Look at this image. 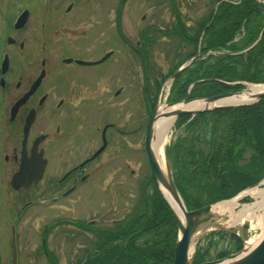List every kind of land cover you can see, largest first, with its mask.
Listing matches in <instances>:
<instances>
[{
    "label": "flooded vegetation",
    "instance_id": "af4514ba",
    "mask_svg": "<svg viewBox=\"0 0 264 264\" xmlns=\"http://www.w3.org/2000/svg\"><path fill=\"white\" fill-rule=\"evenodd\" d=\"M147 1L148 11H144L139 15H135L137 14L136 10L131 11V13L137 18L136 20H138V23L143 25L139 30H135V35L132 36L128 35L123 28L125 12L130 0H119V3L117 4H110L108 0H91L88 1L87 4L71 1L69 3H57L54 7H50L49 9L54 11V20L52 23V27H54L53 34L61 37L59 54L55 60L48 59V57H40L38 51L34 52L33 50L28 49L27 39L25 36L23 37L18 45L23 51L26 49V55H28L26 61H28L29 66L27 68L24 67L21 74L18 75L19 78L15 83V90L18 91L22 89V93L13 101H11L12 99L9 97L13 92L12 75H15L16 67L10 59V67L8 71L2 74L0 69V79L4 78V85L1 86V90L2 93H5L4 113L0 114V150L2 158L7 166L6 181L10 180L11 182L13 174L19 169L22 154L29 155L36 138L43 136V139L38 144V150H43V155L46 158L47 163L40 183L45 180L44 176L51 164L49 153L53 152L56 154V158L58 157L61 160V162L58 160L59 173H57L52 181V186L53 188L55 187L57 193L55 199L71 196L75 197L79 190L84 196H86L85 199H89L93 195L92 192H90L92 189L83 190V186H90V179L95 175V166L99 170H107V153L113 146L114 137L118 140L116 151L119 152L121 149L122 151L124 149L121 140L125 137L126 133L134 134L141 131V124L138 125L137 128L131 129V131H126L116 125V123L107 122V120H105L106 122L103 123V125H101L102 122L100 124H95V128L99 132L100 137L99 139L93 138L92 121L94 122L96 117L93 116L94 108L92 109V107H95V105L99 106L103 101H106V98L108 97V94L112 92L113 87H109L108 83H106L107 79L103 85H90L86 80L72 78L74 76H69L66 68L75 64L78 66L101 68L111 59L117 64V66L119 64V66L122 65L121 67H124L125 58L127 57L128 63L126 64L135 68L138 72L143 70V74H145L146 77L147 71L149 72L150 69L155 71L157 69V66H155L152 59L155 57L154 50L156 34L159 31L164 33L162 37L163 40L169 37L167 36L168 34H171L170 36H178L183 41V49L179 52L177 51L176 54L178 55L182 51L186 52V54L182 57L183 59L181 58L183 61L178 60L180 62L177 63L178 65L175 67L176 69L184 63V61H190L198 55V58H196L192 64L170 84V94L174 93L173 96H177L180 94V91H182L183 84L190 80L187 87L188 95L184 98L191 99L201 96L200 94H196L194 97L191 95L192 89L196 85L203 82H211L212 80L222 81V79H219L214 75L205 76V69L214 68V65H216V62H219L221 56H234L232 51L237 52V49L243 48V43L250 40L252 34L259 28L258 22H256V25H252L250 20H244L236 29L234 38L232 39L237 40L234 44L236 49L231 51H221L218 47L216 48L209 44V40H215L218 36L215 32L219 29V26L217 25V16L220 4H218V2L221 0H207L208 2L213 1V6L211 9L207 10L204 8L206 0H199V4L201 5L199 13L200 18L195 23H190L187 20V7L185 6V3L194 0ZM240 1L235 3H239ZM164 12L167 13L164 14ZM165 22H172L171 27L167 28L160 25V23ZM109 27H115L117 29L123 46L127 47L131 53H126L125 49H121L118 46L114 47L112 44H106L108 38H105L106 30ZM179 27L182 31L179 30ZM22 29L23 28L15 30L18 31ZM201 35L203 38L202 43L199 45L190 42L191 40L199 39ZM88 36L97 37L86 47L80 43L73 44L72 42H69L70 39L71 41H77L81 38H87ZM66 43L70 47L69 52L66 50L67 46H64ZM11 44L15 46L16 40ZM189 44L192 47L189 46ZM103 45L105 46L104 48ZM45 47L46 45L43 46V48ZM84 54L87 56H83ZM134 55L139 56L141 59L139 58L140 60L133 62L135 60L133 58L135 57ZM68 58H72V61H68ZM77 60H83L89 62V64H82L77 62ZM130 61H132L134 65H131ZM172 67L166 73L167 75H172V72L176 70L175 68L172 69ZM42 71L45 72L42 82L31 94L29 99L23 103L13 115L12 106L19 98H21V96L32 88L33 83ZM51 73L52 75L56 74V78L59 75H62L64 79L62 83L57 80L56 84L52 86L53 89H47L44 84L51 76ZM115 78L118 80L120 79L118 77ZM241 79L245 80L244 78ZM72 80L75 81L76 84H71ZM162 84L163 78L161 79V84L159 86V93L162 90ZM119 93H122V90H118L116 94L113 90V95H118ZM101 95H105V97L102 99ZM8 104H10V107ZM88 105L91 106L90 109H87ZM32 110H35L36 117L31 124L27 137H25L24 128L26 119L29 112ZM151 114V112L147 113V120L148 118L150 120ZM195 117L196 115L192 117L190 116L182 126L184 128L182 131H185L182 135L184 147L185 149H191L195 142L198 145L196 147L198 152L201 151V148L210 149L211 153L209 160L211 161L216 151L215 144L212 143L211 139V136L213 135L212 130H192L190 128V123ZM148 123H145L146 125L143 127V129H145L144 136H146ZM197 135L206 136L201 137L200 139H194V136ZM105 140L106 146L104 147ZM52 147H54V151ZM102 147L104 148L101 152L93 157ZM239 148L244 149V158L245 156H250V151L246 150L244 145L241 144ZM213 150L214 153L211 157ZM59 166L62 168L59 169ZM120 168L122 167L116 166V171ZM131 172L133 173L134 170L131 169ZM252 185L253 184H247L230 196H223L216 201L231 198ZM35 186L37 185H31L29 188H22L18 191H27ZM184 191L188 204L193 206L194 203L195 205L196 203L194 199L197 196V192L189 191L186 188ZM246 199L248 198L244 197L242 200L245 201ZM76 200L79 201L77 198ZM192 200L194 201L192 202ZM202 201L206 202V204L207 202H216L211 201V197L207 194ZM27 204L29 203H25V205ZM192 208L197 207L193 206ZM133 212H135V210L127 213L122 219L115 220L111 225H108L109 223L107 220L104 223V221L101 220V217L100 219L93 218L85 220V217L77 219V217L74 216V219L71 220L73 231L70 233V243L71 245H78L79 241L77 240L84 236L86 241L79 245L87 246L83 249L85 251L83 255L79 258L76 257L75 260V248L73 247V256L71 259L74 261L70 259L71 263L69 264H78L80 259H82V264H84L87 261V258L90 257V254L98 250L99 245H107V230L119 225V223L123 222V220ZM44 234L45 236H43V242L41 245H43L44 252L48 257L49 253L53 251L49 250L46 230ZM87 238L89 241H87ZM10 245H12L11 242ZM53 253L57 257L58 264H60L59 257L55 252ZM33 264L37 263L34 262Z\"/></svg>",
    "mask_w": 264,
    "mask_h": 264
},
{
    "label": "rangeland",
    "instance_id": "374dc122",
    "mask_svg": "<svg viewBox=\"0 0 264 264\" xmlns=\"http://www.w3.org/2000/svg\"><path fill=\"white\" fill-rule=\"evenodd\" d=\"M71 1L87 4L91 0H0V65L3 61L4 53L8 52L10 59L16 67L15 75H12L13 92L9 97L12 99L11 101L21 95L22 89L16 91L15 83L24 67L27 68L29 66L28 61H26L28 56L26 55V49L23 51L18 44L25 36L28 49L34 52L38 51L40 57H48V59L55 60L59 54L61 37L53 34L54 11L49 8L54 7L57 3H69ZM108 2L110 4H117L119 0H108ZM199 3V0L185 3L187 7L186 17L190 23H195L200 18L201 5ZM212 3L213 1L208 2L206 0L204 4L205 10L211 9ZM26 8L30 12L29 21L27 19L25 26L22 27L23 29L17 31L14 28L15 20ZM132 10L137 11L135 15L148 11V1L130 0L128 3L123 28L130 36L135 35V30L143 27V25L138 23L134 14L131 13ZM160 25L170 28L172 22L160 23ZM9 35L16 38L15 46L8 43L7 37ZM163 35L164 33L159 31L156 34L155 57H153L152 61H154L157 69L155 71L153 69H150L149 72L147 71L146 77L143 74V70L138 72L135 68L126 64L128 63L127 57L125 58L124 67H121L122 65L119 66V64L117 66L111 59L101 68L78 66L76 64L66 68L69 76H74L72 78L86 80L90 85H103L107 79L106 83H108L110 88L113 87L112 89L115 94L118 90H122V93L118 95H113L112 90L108 94L106 101H103L99 106L95 105V107H92V109L94 108L93 116L96 117L94 122L92 121L93 138L99 139L100 137L95 124L102 122L101 125H103L106 122L105 120L116 123V125L126 131H131V129L137 128L140 124L142 128L140 132L125 134V137L121 140V144L124 145L123 151L122 149L119 152L116 151L118 140L114 137L113 146L107 153V170L102 171L95 166V175L90 179V186H83V190L92 189L90 191L93 194L91 198L85 199L86 196L79 190L75 197L55 199L57 193L55 187L53 188L52 186V181L57 173H59L58 160L60 162L61 160L58 157L57 159L56 154L53 152L49 153L51 164L46 171L43 182L27 191L13 190L10 180L6 181L7 166L0 150V264H11L12 251L10 241L13 226L16 229L20 253L19 264H33L34 262L37 264H50L43 245H41L43 236H45V230L48 231L47 241L49 243V250L57 254L60 264H69L73 256L72 248H75V260L76 257L79 258L83 255L85 252L83 249L87 246L79 245L86 241L84 236L77 240L79 241L78 245H71L70 243V233L73 231L71 220L74 219V216L77 219L85 217V220L100 219L101 217L104 223L107 220L108 225H111L115 220L122 219L127 213L142 206V193H150L152 190L149 186L152 170L149 166L144 147L145 129L143 127L149 122V118L147 120L146 115L147 113H152L156 105L162 76L172 66V69H174L178 65L177 63L183 61L182 57L186 54L184 51L178 55L176 54L177 51L179 52L183 49V41L180 37L168 34L167 36L170 38L167 37L163 40ZM96 37L88 36L77 41H71L70 39L69 42L73 44L80 43L86 47ZM105 38H107L106 44H112L114 47L118 46L121 49H125L126 53H131L127 47L123 46L115 27H109L106 30ZM202 38L203 36L201 35L199 39H194L190 42L199 45L202 43ZM45 45L46 47L43 48ZM64 46H67L66 50L69 52L70 47L68 44L66 43ZM189 46L191 45L189 44ZM83 56L87 55L84 54ZM134 56L135 60L133 62L141 59L139 56ZM130 63L134 65L132 61ZM235 70V65L224 69L221 62H216V65L212 68V73L223 78L234 77ZM55 75L51 73L49 79L45 81L44 85L47 89H53L52 86L56 84L57 80L62 83L64 79L62 75H59L57 78ZM115 77L120 79L118 80ZM72 83H75V81L72 80ZM1 89L0 85V114H3L5 93H2ZM104 97L105 95H101L102 99ZM8 106L10 107V104ZM90 108L91 106L88 105L87 109ZM175 126L176 123L169 131L168 140L164 145V156L167 165L170 164V166L171 161L168 157V148H172L185 132L182 131L184 128ZM52 149L54 151V147ZM248 150L251 151L250 149ZM116 166H121L122 168L116 171ZM60 168L62 167L59 166ZM131 169L134 170L133 173ZM254 187L264 189V180L259 185H254ZM243 197H249L250 200L248 202L243 201ZM262 200V196L255 197L249 192L241 194L235 210L239 211L247 203L261 201V218H254L252 220L244 218L242 223L235 226L230 223L232 220L230 209L227 208L224 212L220 213L212 212V216H210L212 221L208 223L204 221L199 225V238L195 243L191 256L193 257L196 250H201V252L208 251L207 257L214 259L219 252L230 248L229 245H226V240L221 238L220 231L234 230L249 242L260 239L264 234V219L262 218L264 217V200ZM27 202L29 204L25 205ZM87 241H89L88 238Z\"/></svg>",
    "mask_w": 264,
    "mask_h": 264
},
{
    "label": "trees",
    "instance_id": "16d2710c",
    "mask_svg": "<svg viewBox=\"0 0 264 264\" xmlns=\"http://www.w3.org/2000/svg\"><path fill=\"white\" fill-rule=\"evenodd\" d=\"M238 1L240 0H223L220 3L217 16L219 29L215 32L218 36L215 40H209L211 46L236 49L230 42L244 20H250L252 25L258 22L259 28L243 46L251 45L259 37L264 25L263 9L256 0L234 3ZM179 30L182 31L180 27ZM219 62L224 69L235 65L234 77L217 76L212 73V68L205 69L204 75H214L228 81L241 77L254 82H264V34L257 45L246 54L221 56ZM189 82L186 81L180 94L172 96L171 99L186 97ZM242 87V84L232 85L212 80L196 85L191 95L208 96ZM189 117L190 115L180 116L177 127L181 128ZM190 125L192 130H212L211 139L216 151L210 161V149L201 148L198 152L195 142L191 149H185L182 137L172 148H168L174 179L185 201V188L197 192L196 198H193L196 204L193 203V206L200 207L206 204L202 201L206 194L211 197V201H216L223 196H230L247 184H255L264 177V98L253 104L199 113ZM205 136L197 135L194 139ZM241 144L246 150H251L250 156L244 158V149L239 148ZM151 174L149 186L152 193H142V206L119 225L109 228L107 245H99L98 250L92 252L84 264H173L179 228L158 188L154 174ZM186 203L189 208L193 207L187 201ZM230 237L235 242L233 250L242 249L241 237L235 233L230 234ZM207 252L198 251L195 262L207 259ZM230 252L222 251L217 257H225ZM48 259L50 264H58L53 252L49 253ZM78 264H82V259Z\"/></svg>",
    "mask_w": 264,
    "mask_h": 264
},
{
    "label": "water",
    "instance_id": "95a60500",
    "mask_svg": "<svg viewBox=\"0 0 264 264\" xmlns=\"http://www.w3.org/2000/svg\"><path fill=\"white\" fill-rule=\"evenodd\" d=\"M264 2V0H261ZM29 11L24 10L23 13L19 16L17 19V22L15 23L16 28L23 27L28 19ZM264 33V27L262 30V33ZM13 38L9 37L8 41L13 42ZM257 42L254 43V45ZM253 45V46H254ZM68 61H72V58H68ZM77 62H80L82 64H89V62L83 61V60H77ZM9 68V57L8 54L5 55L4 60L2 62V72L5 73ZM185 67L179 68L173 77H176L179 75ZM45 72L43 71L40 75V77L35 81L33 87L31 90H29L23 97H21L16 104L13 107V113L16 112L18 107L24 103L30 95L34 92V90L37 88V86L42 81V78L44 77ZM3 84V80L1 81ZM243 90L240 91H230L226 93H220L211 95L208 97H205L207 102L206 105L202 108L198 109H192V108H183L178 109L175 111L176 116L183 115V114H198L203 111H209L214 108H220V107H227L232 105H239V104H246V103H252L257 100H260L264 97V91L259 92L256 94L255 98L252 101H243V102H237V103H228V104H222L218 103L220 99L233 96L235 94L241 93ZM185 101V100H183ZM179 101V102H183ZM186 103H189V100L185 101ZM157 107L155 108L152 117L149 121V124L147 126L146 131V137H145V145H146V153L148 160L153 168L154 176L158 182V186L160 191L163 194L164 199L166 200L170 210L172 211L177 224L179 228V237L176 242L175 246V256H174V262L173 264H264V236L260 241L251 249L244 250V252H238L231 254L225 258L220 259H213V260H206L202 262H194V255L191 256V246L197 242L199 238V228L200 223H203L204 221L206 223L212 221L210 216H212V204L205 205L203 207L189 210L180 194V191L178 190L176 183L174 181L172 170L170 164L167 165L168 167V173L165 174L159 160L156 156V153L153 148V138H154V122L157 117ZM36 116L35 110H32L26 119V124L24 128L25 137H27L31 124L34 121ZM43 139V136L36 138V140L33 143V146L31 148L30 155L22 154L21 162L19 170L16 171L12 177L11 184L14 189H20V188H29L32 184H38L43 176L44 169L46 167V159L43 155V150H38V144ZM106 146V140L104 143V147ZM100 148L93 157H95L101 150L104 148ZM214 153V151H213ZM212 153V155H213ZM211 155V157H212ZM162 186H165L169 192L175 197H178L180 201H182V205L184 208L185 213V219L182 220L181 217L178 215L176 210L173 208L172 204L169 202V200L166 198L165 193L162 189ZM197 233V234H196ZM196 234V237H195ZM12 264H18V248L16 245V231L15 227L13 228V235H12Z\"/></svg>",
    "mask_w": 264,
    "mask_h": 264
},
{
    "label": "bare ground",
    "instance_id": "6f19581e",
    "mask_svg": "<svg viewBox=\"0 0 264 264\" xmlns=\"http://www.w3.org/2000/svg\"><path fill=\"white\" fill-rule=\"evenodd\" d=\"M264 91V84H251L250 88L242 91L239 94H235L233 96L225 97L219 100L218 103L222 104H228V103H237V102H243V101H252L256 94L259 92ZM207 100L206 98H200V99H195L192 100L189 103H186L185 101L175 103V104H170V103H165L161 102L158 106L157 110V117L154 122V140H153V148L156 153V156L159 160V163L164 171L165 174L168 173V167H167V162L164 156V145L166 141L168 140V133L172 129V127L175 124L176 121V114L175 111L178 109H183V108H202L206 105ZM162 189L165 193L166 198L169 200V202L172 204L173 208L176 210L178 215L181 217L182 220L185 219V213H184V208L182 205V201L178 199V197H174L169 190L165 187L162 186ZM246 192H249L253 196H262L264 200V189H260L258 187H254L251 189H248ZM262 200V201H263ZM238 205V197H234L228 200L220 201L217 202L213 205L212 207V212L220 213L224 212L227 208L230 209L232 220L230 223L232 225H236L239 223H242L244 218H247L249 220H252L254 218L260 219L261 214H260V208L262 206V202L256 201L252 203H247L239 211L235 210V207ZM264 219V217H262ZM197 234V233H196ZM195 234V237H196ZM264 235V234H263ZM262 235V237H263ZM262 237L260 239H262ZM248 241L247 247L248 249H251L254 247L259 241ZM194 249V244H192L190 251L192 252Z\"/></svg>",
    "mask_w": 264,
    "mask_h": 264
}]
</instances>
